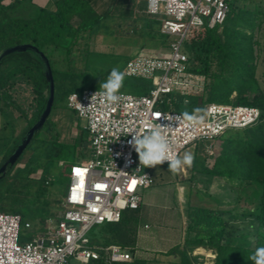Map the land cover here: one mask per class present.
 I'll return each mask as SVG.
<instances>
[{
	"label": "trees",
	"instance_id": "obj_1",
	"mask_svg": "<svg viewBox=\"0 0 264 264\" xmlns=\"http://www.w3.org/2000/svg\"><path fill=\"white\" fill-rule=\"evenodd\" d=\"M20 1L0 0V52L13 45L31 43L47 55L55 79L53 107L62 105L72 93L101 87L112 67L105 68L102 58L97 57L99 53L91 49V38L100 32L101 27L100 15L92 10L89 0H57L54 10L39 6V13L35 16L13 15L11 9ZM75 18L79 19L78 24ZM161 22V18L151 16L142 30L149 38L160 41L166 52L170 36L161 31ZM263 26L264 0H233L223 24L192 26L183 47L189 57L188 70L204 77L203 88L186 94L173 91L163 96L157 105L163 110L192 114L194 109L203 111L207 103L218 100L255 106L261 110L258 122L244 128L228 129L214 139L194 144L193 171L225 178L237 189V201L242 200L244 205L235 204L233 208L224 210L218 206L188 202V225L183 242L165 251H155L154 257H147V252L139 245L142 203L136 209L128 211L127 208L119 221L97 224L89 232L91 243H116L130 251L131 260L114 264H158V254L176 256L178 264H203L197 255H192L196 247L212 249L215 252L213 264H254L250 257L257 248L264 247V88L257 74L261 47L259 35ZM77 59L81 61L80 68L74 65ZM128 60L126 57V64ZM120 71L124 73L120 88L128 89V92L142 95L154 87L152 79L127 75L125 66ZM23 84L30 85L33 91L26 104L19 101L16 89ZM78 87L80 91L76 90ZM48 94L49 83L44 66L33 51L13 52L2 59L0 111H15L29 123L20 137L0 136L5 148H1L0 167L40 117ZM4 127H7L6 122ZM55 131V121L49 115L18 161L0 180V210L19 213L24 222L31 221L34 235L46 229L47 220L58 217L63 210L62 190L70 180L68 164L77 159L87 161L91 155L90 148L86 146L88 132L85 127L74 142L61 141ZM215 139H220V149L209 153L207 148ZM21 161L24 165L17 167ZM52 163L56 168V178L53 177ZM38 171L39 177H33ZM160 171L158 175V172L151 171L154 177L152 185L157 183L158 176L163 177ZM35 181L39 186L34 192L30 189V198H24L25 185ZM225 213L229 217L252 219L254 243L248 234L236 232Z\"/></svg>",
	"mask_w": 264,
	"mask_h": 264
},
{
	"label": "built area",
	"instance_id": "obj_2",
	"mask_svg": "<svg viewBox=\"0 0 264 264\" xmlns=\"http://www.w3.org/2000/svg\"><path fill=\"white\" fill-rule=\"evenodd\" d=\"M232 1L157 0L155 9L149 11L147 0L146 13L161 18V31L170 36L169 50L161 56L137 54L128 60L125 73L152 79L154 87L142 95L118 90L115 102L99 88L75 93L77 100L71 99L74 93L69 95V105L86 121L90 158L85 164L71 165L63 210L58 217H50L46 229L32 240L22 241L23 228L34 230L31 221L24 222L19 213L0 210V264H71L72 257L101 264L131 260L130 251L120 244L92 245L89 232L97 224L119 221L127 208H138L142 190L154 183L153 174L140 165L130 143L133 135L148 131L146 123L168 126L164 135L171 141L172 151L180 156L200 140L214 139L228 129L259 121L258 107L209 102L196 114L202 117L200 123L190 127L182 112L157 106L173 91L191 93L202 85L203 76L188 70L184 40L192 26L223 24ZM78 103L86 108L83 115Z\"/></svg>",
	"mask_w": 264,
	"mask_h": 264
},
{
	"label": "rangeland",
	"instance_id": "obj_3",
	"mask_svg": "<svg viewBox=\"0 0 264 264\" xmlns=\"http://www.w3.org/2000/svg\"><path fill=\"white\" fill-rule=\"evenodd\" d=\"M10 0H6L8 2ZM38 0H22L17 3V5L11 9L13 15L19 16H35L39 13ZM10 11V10H9ZM161 28V26H160ZM120 34H115V28H101L100 32L106 38V44L102 43L98 36H94L91 43V49L96 51L98 56L103 62L105 68L117 67L119 70L126 66L125 53H121V46L126 45H136L141 46L143 43L147 42L150 38L145 35L144 30L137 29H123ZM259 39L261 41L260 47V58L258 66V80L262 88H264V26L260 32ZM149 42V41H148ZM97 49V50H96ZM98 49H105L108 51H98ZM184 52H187L185 46L182 48ZM120 52V53H119ZM101 53V54H100ZM156 56V54H154ZM74 65L80 68L81 61L75 60ZM204 85V77H202V85L195 91L202 90ZM102 88V87H99ZM18 90V98L22 104H26L32 97L33 91L28 84L18 85L16 87ZM76 90L80 91L78 87ZM119 90L128 91V89L120 88ZM68 99L65 98L62 105L55 106L52 108L50 113V119L55 121V133L57 132L58 137L61 141L74 142L75 138L79 135L83 129L86 121L78 115V112L68 104ZM222 103L220 101H214ZM15 113V114H14ZM11 112L10 109L6 110L2 114L0 113V127L3 122L7 123V127L2 126L0 129V136L7 135L10 138H16L23 132L29 121L18 116V113L14 111ZM20 137V136H19ZM5 146V145H4ZM2 142H0V153L3 147ZM2 148V149H1ZM220 149V139H215L208 146L207 150L209 153H216ZM195 146H190L184 149L180 155L182 157L185 152H190L194 154ZM72 163L85 164L86 160L77 159L68 164V170ZM53 164V163H52ZM24 161H21L17 167H22ZM146 167V166H145ZM168 164L156 165L151 167H146L147 170L158 172L160 170H167ZM193 165L191 167L185 166L178 173L173 175L170 173L163 174V177L158 176L157 183L151 185L142 190V194L145 195V205L142 207V212L146 211L148 214L144 218V221H148L150 226L141 229L143 224L139 229V245L144 248L147 257H154L155 251L167 250L174 243L184 240L185 228L188 225V217L186 213V208L188 202L198 205H210L218 206L221 209L228 210L238 205L242 207L244 204L242 200L237 201L238 191L232 186V184L225 178L211 177L200 172L193 171ZM53 177L56 178V168L53 164ZM40 171L33 174V177H39ZM165 182V183H162ZM70 180H68L63 186L62 195L65 198ZM39 186V182H31L25 185L26 193L24 198L29 197L30 189L32 192L36 190ZM31 197V196H30ZM29 197V198H30ZM63 198V199H64ZM63 205V204H62ZM130 208H128V211ZM179 213L180 220H171L168 215H175ZM226 218L229 217L227 213L224 214ZM231 223L234 225V229L238 234L245 233L250 236L251 242L255 241V225L252 219L247 217H229ZM182 220V221H181ZM184 221H186L184 223ZM183 224V226L181 227ZM176 224V226H173ZM144 230V231H143ZM141 232V235H140ZM22 241L32 240L34 234L32 230L23 228L22 230ZM148 239L149 243L145 242ZM92 245H107L104 243H91ZM143 249V250H144ZM161 253V252H160ZM192 255H197L198 260L203 264H213V259L215 257V252L212 249L205 247H196ZM158 264H178V258L173 255H157ZM71 264H97L96 261H91L90 263H85L78 261L76 258H71Z\"/></svg>",
	"mask_w": 264,
	"mask_h": 264
},
{
	"label": "clouds",
	"instance_id": "obj_4",
	"mask_svg": "<svg viewBox=\"0 0 264 264\" xmlns=\"http://www.w3.org/2000/svg\"><path fill=\"white\" fill-rule=\"evenodd\" d=\"M157 0H149V11L155 9ZM124 80V73L117 67H113L108 75L107 80L101 85L103 95L107 97L109 101L115 102L118 99L116 95L117 91L122 86ZM73 100H77L74 95L71 97ZM187 103V101L185 102ZM81 109V114H84L85 107L80 103L77 105ZM201 109H194L193 114L187 112L183 113V118L189 122L190 127H194L202 120L199 117ZM149 130L143 133H135L130 143L135 148L138 154L140 165L146 167L156 166L162 164L165 161L168 162V171L173 175L178 173L185 166L191 167L194 162V155L190 152H185L182 157L172 151L171 141L164 135V131L168 126H157L155 124H145ZM254 264H264V247L256 249L255 253L250 257Z\"/></svg>",
	"mask_w": 264,
	"mask_h": 264
},
{
	"label": "crops",
	"instance_id": "obj_5",
	"mask_svg": "<svg viewBox=\"0 0 264 264\" xmlns=\"http://www.w3.org/2000/svg\"><path fill=\"white\" fill-rule=\"evenodd\" d=\"M38 5L49 8L51 10L56 9L57 7V0H38ZM89 3L92 7V10L96 11L98 15H100V21L99 25L101 28H115V34H120L123 29H139L142 30L146 26V21L148 20L149 15L146 13V6H147V0H89ZM75 23H79V19L75 18ZM102 43H107L105 36L99 32L97 35ZM93 37L91 38V43ZM149 41V42H148ZM147 42L143 43L141 46L136 45H126L123 46L120 45L121 53H125L129 59L133 58L137 54H140L142 52H146L151 55H162L165 52V47L161 44L160 41L149 39ZM97 50V49H96ZM109 50V49H108ZM105 49H98V51H108ZM120 53V52H119ZM2 114V112L0 111ZM4 124V122H3ZM4 126V125H2ZM2 126L0 129H2ZM161 175L164 174V171L161 170ZM159 172L157 173V175ZM145 195L142 194L143 200H142V207L145 205ZM141 207V208H142ZM148 213L146 211L141 210V218H144L145 215ZM179 213H176L175 215L171 214L170 216L171 220H180V217L178 215ZM182 221V220H181ZM186 221H184L185 223ZM183 223V224H184ZM141 229H144V225L146 227L150 226L148 221H144L142 219L141 221ZM182 224V226H183ZM173 226H176L174 224ZM181 226V223H180ZM181 226V227H182ZM186 229V228H185ZM144 231V230H143ZM141 235V232H140ZM185 236V234H184ZM149 238L145 239L144 241L149 243ZM181 241H178L174 244L180 243ZM173 244V245H174Z\"/></svg>",
	"mask_w": 264,
	"mask_h": 264
},
{
	"label": "water",
	"instance_id": "obj_6",
	"mask_svg": "<svg viewBox=\"0 0 264 264\" xmlns=\"http://www.w3.org/2000/svg\"><path fill=\"white\" fill-rule=\"evenodd\" d=\"M26 50L33 51L37 55V57L41 60L44 66V73H45L46 79L49 83V94H48L45 108L43 112L41 113L40 117L38 118V120L29 128V130L26 132V134L24 135V137L22 138L18 146L15 148L13 153L0 167V180L6 175L7 171L12 166H14V164L18 161V159L20 158L22 153L25 151L29 143L32 141L36 133L44 126L47 118L49 117L52 111L54 100H55V79H54L51 63L47 55L43 51H41L37 46L31 43H21V44L7 47L0 52V64H1L2 59L8 54L13 53V52L26 51Z\"/></svg>",
	"mask_w": 264,
	"mask_h": 264
},
{
	"label": "snow or ice",
	"instance_id": "obj_7",
	"mask_svg": "<svg viewBox=\"0 0 264 264\" xmlns=\"http://www.w3.org/2000/svg\"><path fill=\"white\" fill-rule=\"evenodd\" d=\"M78 174L80 173V170L79 169H76L75 170ZM133 183H135V181H133ZM97 187H101L100 185H97Z\"/></svg>",
	"mask_w": 264,
	"mask_h": 264
}]
</instances>
